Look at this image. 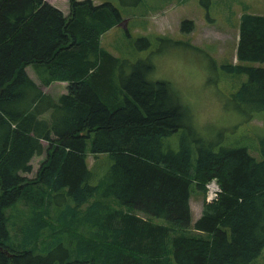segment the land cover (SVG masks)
Here are the masks:
<instances>
[{"label": "trees", "instance_id": "16d2710c", "mask_svg": "<svg viewBox=\"0 0 264 264\" xmlns=\"http://www.w3.org/2000/svg\"><path fill=\"white\" fill-rule=\"evenodd\" d=\"M67 2L65 16L47 0H0V264H251L264 248V138L260 160L244 146L215 150L171 83L148 78V60L100 47L122 20L111 0ZM235 56L221 69L245 75L229 101L250 120L264 110V67L242 62L264 63V15H241ZM56 80L67 89L57 98L41 87ZM181 128L179 148H165ZM89 152L107 155L101 177ZM211 179L220 192L191 225V187L204 195ZM99 188L101 199L80 210ZM46 218L56 225L48 234ZM36 233L46 239L28 248Z\"/></svg>", "mask_w": 264, "mask_h": 264}, {"label": "rangeland", "instance_id": "374dc122", "mask_svg": "<svg viewBox=\"0 0 264 264\" xmlns=\"http://www.w3.org/2000/svg\"><path fill=\"white\" fill-rule=\"evenodd\" d=\"M47 1L59 8L65 16L68 15L67 0ZM92 1L98 4L105 0ZM111 2L119 10L122 20L102 34L100 47L131 64L137 60H148L147 63L152 66L150 61H154L155 67L152 66V70L148 71V78L171 83L187 107L192 125L191 108L188 100L191 99L197 104L202 100L199 96H192L191 92L186 97L179 85L184 74L188 71L189 61L195 59L200 66L211 72V84L218 97L228 108V113L220 121L219 130L211 138L203 139L214 142L216 144L215 150L220 146H244L252 156L260 160L262 156L259 150V141L264 138V110L257 111L252 119L247 120L248 111L239 113L232 107L233 104L229 101V97L245 80V75L227 73L221 69V65L237 63L235 51L240 17L244 13L264 15V0H111ZM186 20L191 21L192 25L182 29V22ZM242 64L264 67V63L260 62L246 61ZM26 71L36 83H39L31 66H27ZM41 87L45 93L55 98L67 92L66 83L58 80L51 82L49 86L41 85ZM182 132L183 128L166 137L163 140L165 148L177 150ZM43 145L46 146L44 142ZM43 153L34 156L30 161L32 170L23 173L29 179L28 181L36 177L38 167L45 158ZM105 156L106 158H104ZM95 158L102 161L97 169V175L101 177L108 169L107 155L93 156L89 152L87 163L90 168L94 167ZM100 196L101 188L79 209L84 210L90 203L100 200ZM204 200L203 191L192 186L190 197L191 225L198 217L197 212H201ZM103 201L109 206L122 208L124 211L148 218L140 211L119 204L115 198H108ZM23 206L20 208L24 209ZM42 209L43 207L40 212ZM11 212L14 213V217L18 214L16 209L7 210L10 215ZM42 216L44 219V215ZM151 220L159 224L165 223L161 218L152 217ZM42 226L48 234V231L56 225L49 218H46ZM18 227L11 229V234L15 239H21ZM36 235L37 233L29 241L28 248L35 247L36 239L38 246L46 239L42 240L39 238V234ZM251 264H264V248Z\"/></svg>", "mask_w": 264, "mask_h": 264}, {"label": "clouds", "instance_id": "9594fccd", "mask_svg": "<svg viewBox=\"0 0 264 264\" xmlns=\"http://www.w3.org/2000/svg\"><path fill=\"white\" fill-rule=\"evenodd\" d=\"M150 63L155 67L154 61ZM211 80V72L200 66L195 59H191L188 71L179 85L186 97L189 92L192 96L201 97L202 102L199 104L191 99L188 104L191 108L193 128L202 138H211L219 130L220 121L228 113L226 104L216 94Z\"/></svg>", "mask_w": 264, "mask_h": 264}, {"label": "built area", "instance_id": "2783aa9c", "mask_svg": "<svg viewBox=\"0 0 264 264\" xmlns=\"http://www.w3.org/2000/svg\"><path fill=\"white\" fill-rule=\"evenodd\" d=\"M220 192V187L215 179H211L206 183L205 200L211 202L217 198Z\"/></svg>", "mask_w": 264, "mask_h": 264}, {"label": "crops", "instance_id": "0c3cea01", "mask_svg": "<svg viewBox=\"0 0 264 264\" xmlns=\"http://www.w3.org/2000/svg\"><path fill=\"white\" fill-rule=\"evenodd\" d=\"M28 74H29V73H28ZM29 76L32 77L30 74H29ZM190 203H191V201H190ZM199 213H200V212L198 211V212H197V216H199Z\"/></svg>", "mask_w": 264, "mask_h": 264}]
</instances>
